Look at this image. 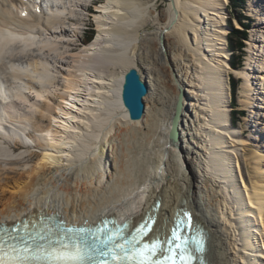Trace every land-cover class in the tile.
Here are the masks:
<instances>
[{"label": "bare ground", "instance_id": "bare-ground-1", "mask_svg": "<svg viewBox=\"0 0 264 264\" xmlns=\"http://www.w3.org/2000/svg\"><path fill=\"white\" fill-rule=\"evenodd\" d=\"M91 2L0 0V225L57 215L136 226L148 213L149 237L168 236L188 210L209 238L207 264H264V0H249L258 22L244 69L230 65L228 0ZM131 67L149 86L135 121L121 97ZM231 69L244 79L248 137L233 125ZM251 143L248 184L239 158Z\"/></svg>", "mask_w": 264, "mask_h": 264}, {"label": "rangeland", "instance_id": "rangeland-1", "mask_svg": "<svg viewBox=\"0 0 264 264\" xmlns=\"http://www.w3.org/2000/svg\"><path fill=\"white\" fill-rule=\"evenodd\" d=\"M93 1H95L96 4L98 5V4H101L105 0H93ZM228 3H229V5H227V11L229 12V17L227 18V24H228V27H229V33L231 31L230 27L231 26H233V27L236 26L234 22L237 19L239 20L241 25H243V23L245 22L246 25H249V28H250L249 29V33H250L249 38H248L247 41H245L246 44L247 43L249 44V46L247 48H245V54L236 53L235 56H233L234 52L229 48L230 53H231V55H230V65H231V61L237 63L241 59V62H240L241 65H242L241 67L246 65L244 67V68H246L248 60L251 57V55H250V53H251L250 42L253 40V38H252L253 28L256 26V24L258 22V19H257L256 15L254 14V12L250 8L249 0H245V5L242 6V12L243 13H241V11H240L241 8L240 9L239 8L236 9L235 5H233L231 0H228ZM158 4H159L158 5L159 6V10L165 8L166 5H167L165 0H160V2ZM91 9H93V8H91ZM242 14L246 15L247 17H251L252 19H254V21H252V22H251V20L250 21L249 20L246 21V19L244 21V17H241ZM239 17H241V18H239ZM240 19H242V20H240ZM84 23L86 25L85 26L83 25L84 29L82 30L81 37H82V40H84L85 43H87L88 41L90 42V40H91L90 38H91L93 30H94L93 31L94 33H93V37L92 38H94V36H96L97 27H96L95 20L91 19V18H86ZM147 28L152 29L151 26H148ZM229 33H228V36H227L228 46H229V38H230V34ZM231 67H232V65H231ZM244 68H241V69H244ZM232 69H234V68L232 67ZM232 69L230 70V78L234 79L237 82V85H238V88H237V91H236V96H234V98H233V95H232V104L235 105V107H233L234 109L232 108L233 109V116L235 117V121H233V122H234V125L235 124L237 125L236 128L237 127L238 128L239 127L242 128L244 130L243 131L244 136L248 137L249 134H250V126H251L249 112H248L249 109L247 107L243 106V104L241 102L243 100V83H244V79L238 77L237 74ZM143 72H144V70H143ZM230 87H231V79H230ZM231 91H232V87H231ZM244 111H246L247 114L244 113L245 114L244 115V114L241 113V112H244ZM236 112H240V114L237 115V114H235ZM253 147L254 146H253L252 143L249 144L248 147L245 148V150L243 152V155L240 156V158H239L240 165H241V170H242V175L244 176V178L248 182V184H250L252 182V179H253L252 174H251L252 170H251V164H250L251 158L249 157V156H251V153L254 151ZM37 153H39V152H37Z\"/></svg>", "mask_w": 264, "mask_h": 264}, {"label": "water", "instance_id": "water-1", "mask_svg": "<svg viewBox=\"0 0 264 264\" xmlns=\"http://www.w3.org/2000/svg\"><path fill=\"white\" fill-rule=\"evenodd\" d=\"M148 94L149 86L140 71L135 67L129 68L124 75L121 97L123 105L128 110L129 118L131 120H140L143 117L146 111L145 97ZM185 97V91L181 89L177 97L175 112L171 120L169 131V139L173 143L178 142L180 137V122L185 108ZM158 205L159 201L156 202V206ZM153 220H155V215L148 214L145 221V225L148 229L146 230L145 235L151 230ZM197 228V226L191 224L189 214L184 211L178 218L176 229L172 231L168 246H172L173 244L177 245L184 231L187 233H195Z\"/></svg>", "mask_w": 264, "mask_h": 264}, {"label": "trees", "instance_id": "trees-1", "mask_svg": "<svg viewBox=\"0 0 264 264\" xmlns=\"http://www.w3.org/2000/svg\"><path fill=\"white\" fill-rule=\"evenodd\" d=\"M231 2L233 3V5H235L236 9L237 8H239V9L241 8L240 11H241V13H243L242 12V6L245 5V0H231ZM241 17H244V21H245V19H246V21L248 20V17L246 15L242 14ZM241 17H239V18H241ZM240 20H242V19H240ZM243 25H244V27L242 29H237V28H235L233 26L230 27L231 31L229 33L230 34L229 48L234 52L233 56H235L236 53L245 54V45H246L245 41H247L248 38H249V25H246L245 22L243 23ZM93 31H92V35H91V38H90L91 40L93 39L92 38L93 37V33H94ZM240 62H241V59L237 63L231 61V65H232V67L234 69L240 68L241 67V63ZM231 87H232V95H233V98H234V96H236V91H237L238 85H237V82L234 79H232V78H231ZM234 107H235V105H234ZM235 114L239 115L240 112H236ZM233 121H235V117L234 116H233Z\"/></svg>", "mask_w": 264, "mask_h": 264}]
</instances>
